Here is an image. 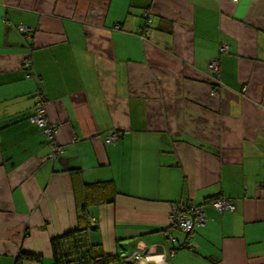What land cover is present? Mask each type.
I'll return each mask as SVG.
<instances>
[{
  "label": "crops",
  "instance_id": "crops-1",
  "mask_svg": "<svg viewBox=\"0 0 264 264\" xmlns=\"http://www.w3.org/2000/svg\"><path fill=\"white\" fill-rule=\"evenodd\" d=\"M39 93L58 161L31 119ZM190 201L205 219L171 254L186 237L166 236L170 206ZM82 204L98 254L264 264V0H0V264H52Z\"/></svg>",
  "mask_w": 264,
  "mask_h": 264
},
{
  "label": "trees",
  "instance_id": "trees-1",
  "mask_svg": "<svg viewBox=\"0 0 264 264\" xmlns=\"http://www.w3.org/2000/svg\"><path fill=\"white\" fill-rule=\"evenodd\" d=\"M143 18L145 22L141 27L143 33L142 35H140V37L142 39H145L147 37L146 33H150V23H151V18L149 17L147 11L146 12L144 11ZM19 25L23 27V29H19L17 27L19 32L22 34H28L30 30H32L30 27L26 25L18 24L17 26ZM115 27L119 29L118 25H115ZM26 28H28V30ZM223 43L227 45V51H226L227 53L220 52V50L219 53L221 55H227L229 53V45L227 42H223ZM27 61L29 62V66L25 65V62ZM213 61L217 63L218 68L213 69L210 67ZM31 67H32V61L30 58H25L20 64V69H22V71L24 72L25 78L31 77V72H30ZM208 70L210 75V93L212 92L218 93L219 88L223 85L219 61L217 59H212L208 64ZM37 96L38 99L35 103V108L33 109L31 119L38 114L37 112L42 111L41 113L46 118V120H48L46 114V103H45L46 97L42 93H39ZM48 122L50 121L48 120ZM34 123L36 124V122ZM38 128L40 129L41 132L42 129L40 127ZM112 137H114V140L111 139ZM43 138L45 137L43 136ZM103 138L105 143L108 144L117 141L119 139L118 131L117 130L108 131ZM108 139H111V141L106 142V140ZM61 156L58 159L51 158V160L58 161L61 158ZM110 184H111L110 182L102 183V185H110ZM80 212H81V220L84 223V227L74 229L72 231L66 232L60 236L51 239L50 248L52 252V264H131L122 260L118 255L107 256V255L98 254L99 252L95 248H98L99 245L91 244L89 243L88 240L87 229L90 228V215H88V208L86 204L81 205ZM188 243H189L188 238L186 237V240L185 242H183V245L188 246V248H190L191 244ZM180 247H182V245H180L177 248H173L171 254H173L175 250ZM20 259L39 261L40 258L31 254H21L16 264H21Z\"/></svg>",
  "mask_w": 264,
  "mask_h": 264
},
{
  "label": "built area",
  "instance_id": "built-area-1",
  "mask_svg": "<svg viewBox=\"0 0 264 264\" xmlns=\"http://www.w3.org/2000/svg\"><path fill=\"white\" fill-rule=\"evenodd\" d=\"M19 29H23L22 26H17ZM28 30V28H26ZM148 35V33H146ZM220 52L227 53V45L225 43L221 44ZM26 66H29V62H25ZM211 68H218L217 63L213 61L210 65ZM215 95V92L211 93ZM42 111L37 112L38 114L32 118L36 122L37 126L42 129V135L45 137L48 145L50 146V158L58 159L61 154L64 152L63 146L56 144L54 137L57 133L56 125L48 122L46 118L41 113ZM112 136V135H111ZM114 140V137L111 138ZM111 139L106 140V142L111 141ZM212 207L218 212L232 211L234 210V205L231 203L229 198L221 197L210 202ZM172 209L169 213V226L172 228L179 229L181 232L190 234L193 232L194 228L198 225H202L204 221V216L201 211V208L192 204V203H174L172 204ZM187 208L192 212L188 215ZM198 223V224H196ZM182 246H184L182 244ZM136 264L140 261L141 256L139 254L134 256Z\"/></svg>",
  "mask_w": 264,
  "mask_h": 264
},
{
  "label": "rangeland",
  "instance_id": "rangeland-1",
  "mask_svg": "<svg viewBox=\"0 0 264 264\" xmlns=\"http://www.w3.org/2000/svg\"><path fill=\"white\" fill-rule=\"evenodd\" d=\"M50 151H51V150H50ZM217 199H218V198H217ZM213 200H215V199H208L207 201L210 203V202L213 201ZM176 203H183V202H176ZM186 203H192V202L190 201V202H186ZM192 204H194V203H192ZM194 205H195V204H194ZM196 206H198V207L201 208L200 205H196ZM171 209H172V207L170 206L169 213H170ZM186 212L188 213V215H190V213H191L192 211L189 210V209L187 208V211H186ZM169 213H168V214H169ZM196 224H198V223H196ZM198 226H200V225H198ZM196 228H197V226L194 228L193 232L195 231ZM164 230H165V233L167 234V235H166L167 237H168L169 235H170V237H171L172 234H175V235H177V236H180L181 233H182L183 235H185V237L188 238L189 235L193 234V232H191L190 234H186V233L181 232L179 229H176V228H172V227H170V226H169V221H168L167 226H166V228H165ZM183 235H182V236H183ZM171 239H172V238H171ZM171 241H175V240L172 239ZM176 242H177V241H176ZM176 242L171 243L172 245H174L171 249H173V248H177V246L183 244V242H180V243H176ZM184 242H185V241H184ZM188 242H189V239H188ZM188 244H190V242H189ZM187 248H188V246H182V247H180V248H178V249H187ZM178 249H177V250H178ZM177 250H176V251H177ZM140 263H141V260L138 262V264H140ZM133 264H136V260H135V258L133 259Z\"/></svg>",
  "mask_w": 264,
  "mask_h": 264
},
{
  "label": "clouds",
  "instance_id": "clouds-1",
  "mask_svg": "<svg viewBox=\"0 0 264 264\" xmlns=\"http://www.w3.org/2000/svg\"><path fill=\"white\" fill-rule=\"evenodd\" d=\"M232 203V202H231ZM233 211V210H232ZM168 221H169V215H168Z\"/></svg>",
  "mask_w": 264,
  "mask_h": 264
}]
</instances>
